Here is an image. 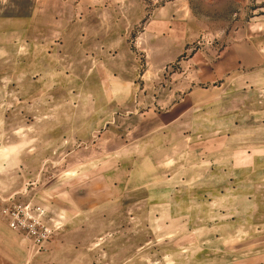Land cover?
<instances>
[{
  "label": "rangeland",
  "instance_id": "1",
  "mask_svg": "<svg viewBox=\"0 0 264 264\" xmlns=\"http://www.w3.org/2000/svg\"><path fill=\"white\" fill-rule=\"evenodd\" d=\"M8 200L0 264H264V0H0Z\"/></svg>",
  "mask_w": 264,
  "mask_h": 264
},
{
  "label": "built area",
  "instance_id": "2",
  "mask_svg": "<svg viewBox=\"0 0 264 264\" xmlns=\"http://www.w3.org/2000/svg\"><path fill=\"white\" fill-rule=\"evenodd\" d=\"M7 203L0 214L8 228L24 236L37 252L41 251L60 228L59 223L51 225L45 209L41 207L9 200Z\"/></svg>",
  "mask_w": 264,
  "mask_h": 264
}]
</instances>
